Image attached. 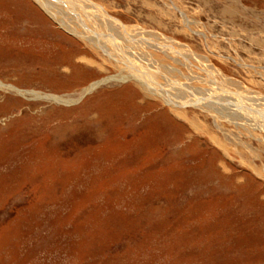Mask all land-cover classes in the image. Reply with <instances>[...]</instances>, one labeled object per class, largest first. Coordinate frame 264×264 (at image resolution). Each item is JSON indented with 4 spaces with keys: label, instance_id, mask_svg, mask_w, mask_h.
<instances>
[{
    "label": "rangeland",
    "instance_id": "1",
    "mask_svg": "<svg viewBox=\"0 0 264 264\" xmlns=\"http://www.w3.org/2000/svg\"><path fill=\"white\" fill-rule=\"evenodd\" d=\"M91 1L174 50H150L173 72L134 66L243 122L178 113L34 0H0V264H264V0Z\"/></svg>",
    "mask_w": 264,
    "mask_h": 264
},
{
    "label": "bare ground",
    "instance_id": "2",
    "mask_svg": "<svg viewBox=\"0 0 264 264\" xmlns=\"http://www.w3.org/2000/svg\"><path fill=\"white\" fill-rule=\"evenodd\" d=\"M34 1L39 5V7H41L43 9V11H45V13L52 20H54L57 24H59V26H61V28H63L67 32L71 33L72 35L80 36L82 39H84L86 42H88L94 49L106 54L107 56H109L110 60L116 62V64H118V65H123L124 67L122 66L120 68L122 70V73H121V75H122L121 80L122 81H125L127 79H136L141 84V86L146 90V92H150L153 95L161 98L164 102H166L169 106H171L175 111H178V113H179V109L183 108L185 105L187 106V104H194L195 106L201 107L204 110L211 112L214 116H222L223 115L232 121L233 120L242 121V117H241L239 111H237V110H232V112H230V113L227 112L225 114V111L219 108L220 106L217 107L216 104H214L212 102H209V101L207 102L204 99H200V98H196V97L189 99L188 93L186 96H184L183 93H180L181 91H179V89H174V87L172 85L159 84V82H160L159 79H158V82H156V80L154 79L156 76H163V73L166 69H167V71L172 70V72L174 69L167 66V65L160 64V61H162V60L158 61V60L154 59V57H153L154 52L152 53V51H150V50L155 49V50L163 51L167 55H169V54H172L174 52V50L170 44H168V45H165V44L162 45L161 44L160 45L159 43L153 44V43H149V42L144 41L145 43H141V45H139V46L138 45L137 46L134 45L135 47L132 46V42L134 39L131 36L132 35L131 32H133V27H130V26H127V25L121 23L120 20L112 17L110 14H107V11H105L100 5L94 3L91 0H34ZM140 31H141V29H140ZM162 42H165V41H162ZM134 48H135V50L136 49H138V50L135 52ZM132 54L137 55V59L140 62L142 60L146 61L148 63V66L150 63L157 65V67H155V68H157L156 69V76L154 74L152 75V74L148 73L149 68L148 69L146 68L147 69L146 70V69L140 68L139 66L138 67L134 66L133 61H132V60H134V58L132 59ZM175 55H176V53H175ZM143 63H145V62H143ZM153 66H151V67H153ZM202 68H203V66H202ZM126 70H128L127 76H126ZM150 71L152 72V70H150ZM124 72H125V75L123 74ZM201 79H203V78H201ZM108 80L109 79H105V80H103V82L108 81ZM100 83H92L84 91H86V92L91 91L92 89L97 87ZM182 84H184V83H182ZM0 88H2L4 90H10L11 89V87L5 86L2 83H0ZM184 88H185V86H184ZM192 92H193V90H192ZM227 92H226V94H227ZM33 96L36 98H41V99H45V100L57 101L60 103L61 102H65V103L71 102V101L64 99L61 96H56V95H37V94L33 93ZM227 97H229V96H227ZM247 101L250 103L249 100H246V102ZM248 105L250 106V104H248ZM245 107H247V106H245ZM241 109H243V108H241Z\"/></svg>",
    "mask_w": 264,
    "mask_h": 264
}]
</instances>
